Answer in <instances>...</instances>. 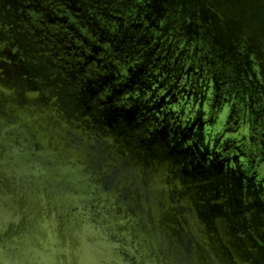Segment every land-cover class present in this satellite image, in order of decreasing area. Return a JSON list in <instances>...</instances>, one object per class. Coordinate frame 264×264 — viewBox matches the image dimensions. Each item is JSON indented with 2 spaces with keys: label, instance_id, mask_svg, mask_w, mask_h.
<instances>
[{
  "label": "water",
  "instance_id": "obj_1",
  "mask_svg": "<svg viewBox=\"0 0 264 264\" xmlns=\"http://www.w3.org/2000/svg\"><path fill=\"white\" fill-rule=\"evenodd\" d=\"M0 264H264V0H0Z\"/></svg>",
  "mask_w": 264,
  "mask_h": 264
}]
</instances>
